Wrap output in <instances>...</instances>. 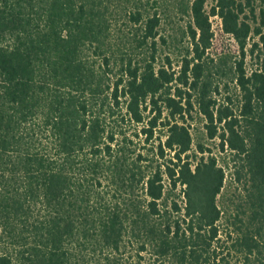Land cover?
I'll list each match as a JSON object with an SVG mask.
<instances>
[{"label": "trees", "instance_id": "16d2710c", "mask_svg": "<svg viewBox=\"0 0 264 264\" xmlns=\"http://www.w3.org/2000/svg\"><path fill=\"white\" fill-rule=\"evenodd\" d=\"M205 3L179 2L176 70L160 0H0V264H264V32L250 0ZM210 15L237 102L213 93Z\"/></svg>", "mask_w": 264, "mask_h": 264}, {"label": "rangeland", "instance_id": "374dc122", "mask_svg": "<svg viewBox=\"0 0 264 264\" xmlns=\"http://www.w3.org/2000/svg\"><path fill=\"white\" fill-rule=\"evenodd\" d=\"M180 1L181 0H160V6L158 7V14L161 17V23L158 28L159 36H163L166 39V43H161V40L159 41V61L163 63L165 62V57L169 56L176 70L179 69L181 60L186 54L189 44L188 24L190 23V17L181 9L179 4ZM242 2L246 3V0H242ZM214 4L215 0H206L205 9L208 13L211 12V8ZM250 4L254 7V13H250V7L247 6L245 9V14L247 16L246 20L250 22L253 28L261 27L264 32V0H250ZM210 19L213 23L215 35L211 51L212 57L216 60L221 56L226 57V63H224V65H219L218 61L214 63L210 76L213 93L220 101L227 100L229 96L234 102H237L239 98L238 88L236 87L235 80L232 79V70L230 71V67H234L236 65L235 62L240 60V52L235 42L222 32L220 19L215 15H210ZM256 40H258V37L251 35L246 46L243 66L248 73L256 67L259 60L257 55L260 54V58L262 57V52L258 48H255L253 52L250 51L253 42ZM259 47H261V45H259ZM218 68L221 69L219 70ZM215 88H217V90H215ZM190 123L194 141L202 138L208 146L214 149L217 141L205 138L203 133L204 121L202 117L194 112L193 118L190 119ZM139 127L140 126H138V129ZM140 137L143 139L144 135H140ZM230 184L231 180L228 174L224 191L229 190ZM177 200L180 202L181 198H177Z\"/></svg>", "mask_w": 264, "mask_h": 264}]
</instances>
